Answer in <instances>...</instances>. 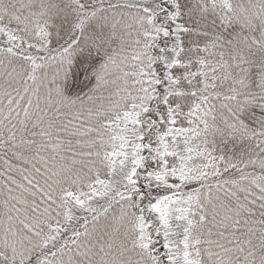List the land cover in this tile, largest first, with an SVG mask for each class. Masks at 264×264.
I'll return each mask as SVG.
<instances>
[{
	"label": "snow or ice",
	"instance_id": "6c2138e0",
	"mask_svg": "<svg viewBox=\"0 0 264 264\" xmlns=\"http://www.w3.org/2000/svg\"><path fill=\"white\" fill-rule=\"evenodd\" d=\"M0 264H264V0H0Z\"/></svg>",
	"mask_w": 264,
	"mask_h": 264
}]
</instances>
